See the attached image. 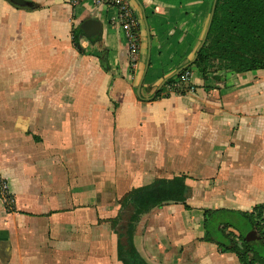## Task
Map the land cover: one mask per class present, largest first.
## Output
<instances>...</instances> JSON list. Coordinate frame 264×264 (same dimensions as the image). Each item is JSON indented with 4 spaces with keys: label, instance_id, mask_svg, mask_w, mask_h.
<instances>
[{
    "label": "crops",
    "instance_id": "1",
    "mask_svg": "<svg viewBox=\"0 0 264 264\" xmlns=\"http://www.w3.org/2000/svg\"><path fill=\"white\" fill-rule=\"evenodd\" d=\"M24 1L31 7L0 0V175L14 210L0 200V264H121L108 226L120 202L178 176L188 209L168 204L140 218L132 243L141 259L239 264L202 242L203 212L264 204V70L202 77L192 67L193 92L166 87L152 101L193 58L212 0H127L139 24L135 68L115 8ZM87 20L99 23L98 38L79 30Z\"/></svg>",
    "mask_w": 264,
    "mask_h": 264
},
{
    "label": "trees",
    "instance_id": "2",
    "mask_svg": "<svg viewBox=\"0 0 264 264\" xmlns=\"http://www.w3.org/2000/svg\"><path fill=\"white\" fill-rule=\"evenodd\" d=\"M80 34L78 30L74 32V44ZM212 61L225 64L221 70L235 74L264 70V0H217L206 42L192 67L204 77L214 68ZM190 69L169 80L165 84L167 89L173 94L185 95L186 86L172 87L178 84L182 75L190 73ZM160 93L152 101L157 100ZM185 181L184 176L157 179L149 186L132 190L120 202L118 215L111 224L113 229L118 228L122 212L128 208L123 232H116L119 236L117 260L121 264H146L132 243L135 226L143 215L164 205L181 204L188 209L185 206L188 192ZM4 207L8 213L14 212L6 203ZM202 229L205 235L202 242L214 245L222 254H233L239 264H264V204L250 212L205 210ZM250 234L257 236V244L246 242Z\"/></svg>",
    "mask_w": 264,
    "mask_h": 264
},
{
    "label": "built area",
    "instance_id": "3",
    "mask_svg": "<svg viewBox=\"0 0 264 264\" xmlns=\"http://www.w3.org/2000/svg\"><path fill=\"white\" fill-rule=\"evenodd\" d=\"M65 1L68 5L75 7L84 0H65ZM91 1L95 5L104 4L106 6H110L116 9L118 14V22L120 25V29L124 35L127 45L129 62L131 68H135L139 57V24L133 14L132 9L129 6L128 1L127 0H91ZM180 84L188 88L186 93H191L194 91L193 87L189 85L188 73L182 75L178 80V84H175L172 88H176ZM8 196L9 195H8V188L6 181L0 175V198H1L0 200L3 203H6L7 200H9Z\"/></svg>",
    "mask_w": 264,
    "mask_h": 264
},
{
    "label": "water",
    "instance_id": "4",
    "mask_svg": "<svg viewBox=\"0 0 264 264\" xmlns=\"http://www.w3.org/2000/svg\"><path fill=\"white\" fill-rule=\"evenodd\" d=\"M8 1L12 5H14L16 7H19V8H30L31 7V5L29 3H27V2H25L24 0H8ZM216 3H217V0H213L212 1L211 8H210V13H209V18H208V21H207V25H206L202 40H201L198 48L196 49L192 60L190 62H188L186 65H184L183 67H181L178 70H176L173 74H171L170 76L165 78L159 84V86L157 87L156 93L159 92V90L161 88H163L164 85L169 80L176 78L177 76H179L180 73H182L184 70L192 67L193 64L195 63L201 48L204 46V44L206 42V38H207L209 29H210V26H211V23H212V19H213V16H214L215 9H216ZM79 30L88 39H91V40L98 38L100 36V34H101V27H100L99 23L97 21H94V20H87V21L83 22L80 25ZM148 66H149V50H148V55H147V60H146V64H145L144 73H143V75H142V77H141V79H140V81L138 83L137 89H136V95H137L138 98H140V90H141V86H142L143 80L145 78V74H146V71L148 69ZM246 242L251 244V245H255V244L258 243V238H257V236H255L253 234L252 235L250 234V235H248L246 237Z\"/></svg>",
    "mask_w": 264,
    "mask_h": 264
},
{
    "label": "rangeland",
    "instance_id": "5",
    "mask_svg": "<svg viewBox=\"0 0 264 264\" xmlns=\"http://www.w3.org/2000/svg\"><path fill=\"white\" fill-rule=\"evenodd\" d=\"M201 40H202V36H201V39H200V42H201ZM192 60V59H191ZM190 60V61H191ZM189 61V62H190ZM212 63L214 64V68H212V69H209V71H212V70H221V67H224L225 66V64H223V63H217V62H215V61H212ZM192 68V67H191ZM178 77V76H177ZM176 77V78H177ZM172 82H174V80L172 81ZM171 82V83H172ZM171 85L169 84L168 85V87H170ZM164 88H166V86L164 85V87L163 88H161L160 90H159V92H162V90L164 89ZM167 90H169V89H167ZM158 92V93H159ZM47 110H44V112H46ZM171 160V163H172V161H173V158H171L170 159ZM186 162V161H185ZM104 171V170H103ZM109 174H111V173H103V176H104V181H103V183L104 184H110L111 183V181H109L110 179H109ZM108 177V178H107ZM157 177V176H156ZM167 177V175L166 174H163V175H160V178H166ZM107 178V179H106ZM155 178V177H154ZM157 179V178H156ZM7 188H8V186H7ZM8 195H9V200H7V206L9 207V208H13V197L11 196V194H9V189H8ZM129 215V210H128V208H125L124 210H123V212H122V217H121V221H120V224H119V227L118 228H114V229H112V227H111V225H109L108 223V226H109V228H111V230L112 231H114V232H123V225H124V223L126 222V220L128 219V216ZM99 223H100V221H99ZM103 223H105V222H103ZM106 224V223H105ZM125 242V237L123 236V243Z\"/></svg>",
    "mask_w": 264,
    "mask_h": 264
}]
</instances>
